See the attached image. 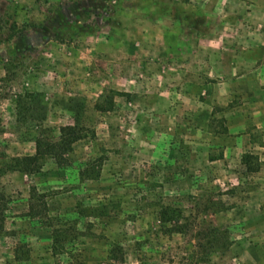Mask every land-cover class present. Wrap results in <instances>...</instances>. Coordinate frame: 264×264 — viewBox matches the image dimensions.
Masks as SVG:
<instances>
[{
  "label": "rangeland",
  "instance_id": "obj_1",
  "mask_svg": "<svg viewBox=\"0 0 264 264\" xmlns=\"http://www.w3.org/2000/svg\"><path fill=\"white\" fill-rule=\"evenodd\" d=\"M248 58L264 80V0H0V264H264ZM68 124L61 165L9 166ZM210 226L228 248L196 247Z\"/></svg>",
  "mask_w": 264,
  "mask_h": 264
},
{
  "label": "trees",
  "instance_id": "obj_2",
  "mask_svg": "<svg viewBox=\"0 0 264 264\" xmlns=\"http://www.w3.org/2000/svg\"><path fill=\"white\" fill-rule=\"evenodd\" d=\"M87 136L86 128L79 125H64L60 128L59 139L56 141H36V152L33 155L12 158L9 166L14 170H19L25 173L34 174L40 172L42 168L41 159L44 156L52 157L57 164L61 165L66 160V156L73 150V145ZM32 193L36 197H40L35 187L32 188ZM47 209V208H46ZM175 212L174 209L166 207L161 210L163 220ZM6 220V196L0 192V231L5 229ZM179 231H184L182 227ZM230 238L228 232L217 227L208 228L206 231L197 235L196 247L204 250L205 253H212L228 248ZM113 253L116 259V247L113 248Z\"/></svg>",
  "mask_w": 264,
  "mask_h": 264
},
{
  "label": "crops",
  "instance_id": "obj_3",
  "mask_svg": "<svg viewBox=\"0 0 264 264\" xmlns=\"http://www.w3.org/2000/svg\"><path fill=\"white\" fill-rule=\"evenodd\" d=\"M246 60L245 62H247L250 67V69L247 71V73H242L241 70L239 71V76L234 77L235 78V83L238 84H242V83H246L248 81V78H251V80L253 81V83H260V86L264 83V80H260L258 79V71L260 68L257 69H253L254 66H251V64H253V62H258L259 60H253L252 58H248V59H244ZM262 72L264 73V60H262ZM248 74H251L250 77ZM260 80V82H258Z\"/></svg>",
  "mask_w": 264,
  "mask_h": 264
}]
</instances>
